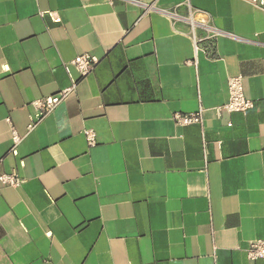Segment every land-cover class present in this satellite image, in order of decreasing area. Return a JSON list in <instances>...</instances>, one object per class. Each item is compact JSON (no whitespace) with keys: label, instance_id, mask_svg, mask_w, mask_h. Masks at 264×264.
<instances>
[{"label":"crops","instance_id":"crops-1","mask_svg":"<svg viewBox=\"0 0 264 264\" xmlns=\"http://www.w3.org/2000/svg\"><path fill=\"white\" fill-rule=\"evenodd\" d=\"M211 32L186 64L191 35ZM82 54L95 68L67 73ZM237 74L254 107L217 114ZM64 89L27 132L30 102ZM200 106L201 124L171 119ZM12 129L24 135L13 151ZM11 172L0 264H264L245 254L264 239V4L0 0V174Z\"/></svg>","mask_w":264,"mask_h":264},{"label":"built area","instance_id":"built-area-1","mask_svg":"<svg viewBox=\"0 0 264 264\" xmlns=\"http://www.w3.org/2000/svg\"><path fill=\"white\" fill-rule=\"evenodd\" d=\"M252 4H255L258 7H262L264 0H248ZM171 13V12H170ZM173 15V13H172ZM189 21L192 26L196 24V21L193 20L192 14L189 16ZM193 33V32H192ZM215 32L207 34L203 38H197L194 34L191 35L194 58L188 59L185 61L186 64H194L196 62L195 56L196 51L199 49L202 41H207L209 45L204 47V50H210L212 47L213 39H215ZM98 58L88 54L78 55L73 58L70 62L63 65L67 73L70 72V67L72 66L79 74L80 77H85L89 74L98 63ZM226 87L228 98L227 101L215 108V112L220 114L225 112L227 114L232 113H241L246 114L254 107V101L246 97L243 90V76L241 74L230 75L226 79ZM69 89L61 90L55 94L44 96L30 102V106L33 108L32 112L28 116L27 132L32 130L47 114H49L54 107L64 98L65 94ZM203 108L200 106L197 110L181 113L174 112L171 115V119L177 125H189V124H201L203 121L202 116ZM232 123L229 121L226 123V126L230 127ZM83 136L86 143L89 146L96 144V133L93 129L85 128L82 130ZM24 138V135H20L15 130H11L10 140L12 142V151L15 149L16 145ZM203 147L205 148V142L203 139ZM0 182L4 185L9 186H18L20 184V179L16 176L15 173H1ZM246 258L250 261H255L262 259L264 260V239H257L250 242L245 249Z\"/></svg>","mask_w":264,"mask_h":264}]
</instances>
